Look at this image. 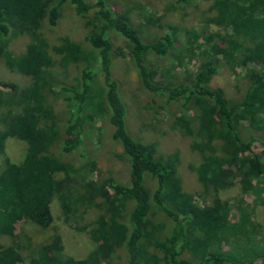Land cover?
<instances>
[{
    "label": "trees",
    "instance_id": "1",
    "mask_svg": "<svg viewBox=\"0 0 264 264\" xmlns=\"http://www.w3.org/2000/svg\"><path fill=\"white\" fill-rule=\"evenodd\" d=\"M205 1L202 31L167 25L161 38L145 40L142 26H130L125 15L102 2L0 0V45L11 32L30 40L20 55L0 53L9 71L30 78L24 88L0 81L1 88L10 89L6 94L0 90V155L8 137L27 147L20 164L6 162L0 170V264H240L223 246L236 240L252 250L258 243L257 225L245 211L231 223L227 203L197 206L176 174L178 157L163 156L154 143L127 131L125 105L111 72L113 34L125 43L123 55L152 115L170 116L172 125L192 138L201 190L215 193L237 182L244 195L251 194L264 178L263 155L253 148L254 143L264 147V0ZM65 4L84 20L88 34L83 44L64 37L51 45L43 35L45 27H56ZM190 4L175 1L179 9ZM210 24L226 33L209 34ZM154 55L173 56L176 64L151 66ZM195 58L194 72L172 84L171 73ZM224 68L243 73L245 87L237 102H228L223 89L209 87ZM50 93L63 95L59 117L47 103ZM95 120L112 128L110 138L128 165L126 184L111 173L89 179L93 162L75 166L62 158L82 145ZM244 125L255 135L245 136ZM56 197L68 222L78 213L98 211L89 231L94 249L82 259L64 254L57 233L36 248L18 241L21 222L42 229L51 225L50 203ZM2 237L12 242L5 246Z\"/></svg>",
    "mask_w": 264,
    "mask_h": 264
},
{
    "label": "rangeland",
    "instance_id": "2",
    "mask_svg": "<svg viewBox=\"0 0 264 264\" xmlns=\"http://www.w3.org/2000/svg\"><path fill=\"white\" fill-rule=\"evenodd\" d=\"M83 1L91 4L102 2L114 12L125 15L130 26L136 29L142 26L145 31V36H143L145 40L161 38L163 36L162 27L167 25L196 32L202 31L205 27L203 17V11L207 7L205 0H191L190 5L181 9H179L180 6L175 5L176 0ZM148 23H153V25ZM45 26L46 24L43 25V27ZM206 32L214 35H224L226 33L224 27L214 24H210ZM87 34L88 29L84 26V20L73 15L69 4H65L56 27L52 29L45 27L43 29V35L53 41L50 42L51 45L59 44V39L64 37L83 44ZM109 40L111 43V72L118 84V94L125 105V127L127 131L133 134L136 139L146 143H154L158 152L163 156L174 155L178 157L174 164L176 174L180 178L184 191L192 195L197 206L214 205L215 200L225 202L228 204V219L231 223H237L240 213L243 214V211H245L250 220L257 225L255 230L258 243L255 242L250 246L252 251L245 248L247 243L239 241L241 247L237 243L238 241L234 240L228 245H224L223 251L240 264H264V178L258 179L255 190L251 194L244 195L237 182L230 188L215 193H204L196 180L195 169L198 165V155L191 150L192 138L179 132L172 125L170 116L159 117L161 118L159 119L152 115L146 105V95L139 88L136 73L129 64V59L123 55L127 52L124 41L113 34L109 36ZM29 41L27 35H16L11 32L7 41H5L4 47L0 45V53L9 51L15 56L20 55ZM172 57H157L154 55L149 59L148 64L154 67L168 68L176 64ZM197 63L196 58L191 62L183 61V64L171 73L169 81L172 84L185 81L187 74L194 72ZM70 70L72 73L75 71L73 68ZM0 81L18 88H24L30 84L29 77L9 71L2 60H0ZM209 87L223 89L228 102H237L240 100L245 87L243 73L239 69L237 73H232L229 69L224 68L212 78ZM0 90L6 94L10 89L0 87ZM50 94L48 97L46 96L47 103L54 108L58 115L64 108L63 95L59 93ZM262 121L264 122V117ZM91 124L87 127L82 145L72 154L62 155V158L75 166L85 165L88 161L93 162L95 171L88 174L89 179L111 173L120 183L126 184L128 181V165L122 159L120 147L110 138L112 128L101 124L100 120H95ZM244 127L241 126L240 129L245 136H247L246 134L255 135L254 132L246 128V125ZM26 148V144L19 139L15 137L6 138L0 155V170L5 167L6 162L20 164L25 156ZM253 148L257 154H262L264 158L263 146L254 143ZM56 149L59 151L58 145ZM147 184L150 189H154V183L151 179H147ZM50 211L52 223L48 228H39L31 222L17 224L18 241L36 248L50 242V238L57 233L61 239L63 252L69 257L82 259L94 249L89 231L94 227L93 224L98 215L97 210L89 209L83 214L78 213L71 222H68L56 197L50 203ZM81 228L86 229L81 230ZM11 242V238H1V243L5 246ZM257 253L261 256L254 257ZM23 255L27 254L23 253Z\"/></svg>",
    "mask_w": 264,
    "mask_h": 264
}]
</instances>
